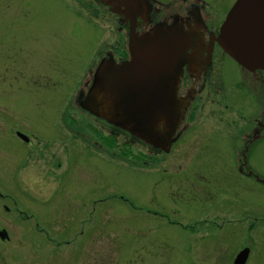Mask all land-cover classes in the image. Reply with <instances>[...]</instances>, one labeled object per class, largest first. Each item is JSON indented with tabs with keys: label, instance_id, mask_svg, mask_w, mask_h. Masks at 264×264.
<instances>
[{
	"label": "rangeland",
	"instance_id": "obj_1",
	"mask_svg": "<svg viewBox=\"0 0 264 264\" xmlns=\"http://www.w3.org/2000/svg\"><path fill=\"white\" fill-rule=\"evenodd\" d=\"M202 1L225 10L235 0ZM96 5L0 0V194L9 209L34 214L39 230L1 213L13 245L0 264H232L243 248L245 264H264V187L239 173L241 144L218 128L247 125L258 111L236 65L222 71L231 109L219 93L201 100V124L168 154L151 161L138 145L99 146L75 91L123 40ZM246 168L264 180V139L247 149Z\"/></svg>",
	"mask_w": 264,
	"mask_h": 264
},
{
	"label": "water",
	"instance_id": "obj_2",
	"mask_svg": "<svg viewBox=\"0 0 264 264\" xmlns=\"http://www.w3.org/2000/svg\"><path fill=\"white\" fill-rule=\"evenodd\" d=\"M100 1L131 21L141 9L138 4L150 10L145 0ZM192 37L177 25L160 23L146 33L132 28L128 60L101 61L86 93L78 94L79 108L167 153L179 137L185 115L187 102L178 97V84ZM211 41L243 70L264 72V0H235ZM248 254L247 248L242 249L232 264H245Z\"/></svg>",
	"mask_w": 264,
	"mask_h": 264
},
{
	"label": "flooded vegetation",
	"instance_id": "obj_3",
	"mask_svg": "<svg viewBox=\"0 0 264 264\" xmlns=\"http://www.w3.org/2000/svg\"><path fill=\"white\" fill-rule=\"evenodd\" d=\"M89 1L97 4L98 6H96L100 7L98 9H101L103 13L106 14L107 11L110 13L111 20L115 25V31L120 34L122 40L126 38L132 28H134L137 33H146L160 23L164 24L166 27L177 25L184 32H190L193 35V42L189 46L188 57L182 66V72L178 84V97L185 100L187 104L181 125V132L176 143L191 126L196 125L199 127L198 124H201L197 122V112L199 111L200 106L198 107L197 112H195L197 109L196 105H198L201 100H203V103L208 96H216V94L219 93L221 101L218 102V104L223 105L226 111L231 109L230 106L225 104L226 101L223 99V95L225 94V84L223 82L224 79L222 78V71L224 72L226 70L227 61L231 60L222 52L214 41H211V39L217 35L218 28L231 6L224 10L210 7L202 0H171L168 3H161L157 0H145V2L147 1L150 4V10L147 11L146 6L138 4L141 9H139V12L136 14V21H131L125 19L123 16L113 13L110 10V7L103 4L100 0ZM115 1L119 2V0ZM220 12L223 13V16L219 15ZM114 47H116V52L115 49L104 51L91 68L95 69L96 64L101 60L112 59L117 64L126 61L128 57L126 45L123 43L120 48H118L117 45ZM236 67L240 78V82L238 83L239 87L246 91L256 101L258 106L256 115L247 125L242 126L236 123L233 127L224 124L221 127H218L225 130L227 127L229 132L232 131V133H234L230 138L239 141L241 144V150L237 155L239 166L240 163L243 162V157L246 159L247 149L256 141L264 139V72L256 71L250 73L238 66ZM92 74L89 81L85 84V89L78 90L73 101L79 113L87 116L92 123H97V125L93 127V131L99 136L98 138L94 137L95 142L98 143L99 146L105 145L112 150H114V142H120L131 148L138 145L146 153L156 154L155 151L143 145L133 137H130L128 134L114 129L101 120L89 116L79 108L80 100H77L78 94L79 92H82V94L86 93L92 79ZM210 103L213 102L210 101ZM219 134H222V132H219ZM14 135L17 137L19 136L18 139L21 143H24V145H30L31 138L27 137L24 133L15 131ZM68 151L69 149L66 148L65 152L67 155H69ZM25 155L29 156L30 154L26 152ZM159 156L162 155L160 154ZM56 166L60 169V162L57 161ZM47 171L48 170H46V172ZM1 199L2 195L0 194V214L12 215L23 224H33L34 227H36L35 232L39 231L34 214L28 215L23 208L21 209V207L13 206L12 209H9L6 206L8 204L2 202L3 199ZM38 203L39 202L33 204ZM2 219H5V217L0 218V222ZM4 221V224L0 225V251H4L3 253H5V250L2 248H5L6 245H13V243H11L13 241L12 237L9 234L11 232L6 226L7 220ZM51 243H53V241H51Z\"/></svg>",
	"mask_w": 264,
	"mask_h": 264
}]
</instances>
